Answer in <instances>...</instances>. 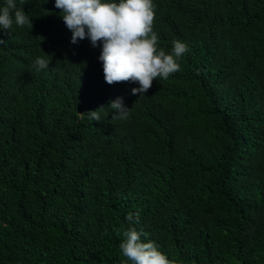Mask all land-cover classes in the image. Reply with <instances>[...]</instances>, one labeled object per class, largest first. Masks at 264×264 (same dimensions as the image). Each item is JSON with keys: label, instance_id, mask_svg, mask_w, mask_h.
Instances as JSON below:
<instances>
[{"label": "trees", "instance_id": "1", "mask_svg": "<svg viewBox=\"0 0 264 264\" xmlns=\"http://www.w3.org/2000/svg\"><path fill=\"white\" fill-rule=\"evenodd\" d=\"M46 2L0 30V264H125L129 213L174 264H264V0H153L188 51L141 97Z\"/></svg>", "mask_w": 264, "mask_h": 264}, {"label": "clouds", "instance_id": "2", "mask_svg": "<svg viewBox=\"0 0 264 264\" xmlns=\"http://www.w3.org/2000/svg\"><path fill=\"white\" fill-rule=\"evenodd\" d=\"M54 7L60 10L72 34L71 43L87 38L93 47L102 45L98 59L109 85L138 84L139 87L131 89V94L141 97L151 89L154 81L167 80L181 70L178 61L188 51L187 45L174 40L171 53L159 47V37L154 31L156 5L153 0H54ZM13 24L24 27L32 22L17 6V0H4L0 6V30L10 37ZM0 44L5 41L0 39ZM49 64V60L37 57L33 67L39 71ZM107 107L114 110L113 119H126L130 113L122 97L109 101ZM105 108L102 105L80 115L101 122ZM126 220L132 226L123 231L124 239L119 245L125 264H174L154 241H142L141 236L145 234L135 227L140 222L139 213H129Z\"/></svg>", "mask_w": 264, "mask_h": 264}]
</instances>
